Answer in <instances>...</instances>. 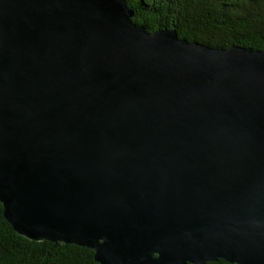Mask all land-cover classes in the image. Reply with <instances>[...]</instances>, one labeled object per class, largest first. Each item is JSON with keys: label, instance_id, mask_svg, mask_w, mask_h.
Returning a JSON list of instances; mask_svg holds the SVG:
<instances>
[{"label": "water", "instance_id": "1", "mask_svg": "<svg viewBox=\"0 0 264 264\" xmlns=\"http://www.w3.org/2000/svg\"><path fill=\"white\" fill-rule=\"evenodd\" d=\"M134 15L0 0L5 219L100 264H264V49Z\"/></svg>", "mask_w": 264, "mask_h": 264}, {"label": "trees", "instance_id": "2", "mask_svg": "<svg viewBox=\"0 0 264 264\" xmlns=\"http://www.w3.org/2000/svg\"><path fill=\"white\" fill-rule=\"evenodd\" d=\"M133 21L153 32L175 29L181 38L215 48L264 49V0H126ZM0 264H100L85 246L32 241L19 235L0 203ZM192 264V263H189ZM206 264H235L224 259Z\"/></svg>", "mask_w": 264, "mask_h": 264}]
</instances>
